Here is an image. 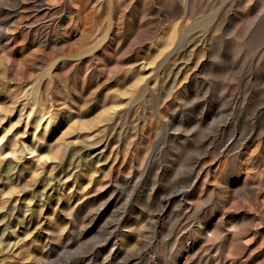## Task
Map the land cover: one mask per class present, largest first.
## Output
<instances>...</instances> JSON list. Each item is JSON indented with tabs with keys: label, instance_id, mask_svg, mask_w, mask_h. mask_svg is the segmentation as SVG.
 <instances>
[{
	"label": "rangeland",
	"instance_id": "1",
	"mask_svg": "<svg viewBox=\"0 0 264 264\" xmlns=\"http://www.w3.org/2000/svg\"><path fill=\"white\" fill-rule=\"evenodd\" d=\"M0 109L68 132L0 158V264H264V0H0Z\"/></svg>",
	"mask_w": 264,
	"mask_h": 264
},
{
	"label": "bare ground",
	"instance_id": "2",
	"mask_svg": "<svg viewBox=\"0 0 264 264\" xmlns=\"http://www.w3.org/2000/svg\"><path fill=\"white\" fill-rule=\"evenodd\" d=\"M115 107H116L115 104H111L110 106L108 105L107 109L104 108L105 112L103 115H107V114L109 115V113L113 112ZM2 110L3 109H0L1 112H2ZM100 116L101 115L96 117V119L93 118L94 119L93 121H90V122H93L94 124L93 123L91 124L90 122H87V121L86 122L81 121L82 124H80V127L83 129H86V127L88 125L90 127V124L92 125V127L95 126L97 123H100L101 121L104 120L103 118L105 116L101 117L103 120L100 118ZM5 118L6 117H4V116L0 117V124L2 123V121ZM42 118L43 117H36V118H34V120H36V122H39ZM34 120H33V122H34ZM49 121L50 120H48V122ZM48 122L46 124L44 131L42 132L43 134L40 136L35 135V131L39 127V124H37V125L32 124V125H34V128H33L34 131L31 134L32 142L29 145L23 144L22 146L20 145L19 140L16 139V132H11L13 125H9V126L0 125V130H1V132H0V158L18 157V155H20L24 151L23 149H25L27 154L31 155L37 162L36 168L27 167L25 169L26 170L25 172L27 174L31 173V180L32 181H36L38 176L42 172V170L46 166L47 167L52 166L51 163L54 162L55 160L58 162L59 165H61V164L68 165V160L64 161L65 145H66V144H64V140H65V134L68 135V132L65 134H61L59 137H57L54 140L53 144H50L46 140V138L48 139V137L50 136V133H48V131L46 129L48 126ZM25 127H26V123H25ZM76 127H77V124H76V126L73 125L72 128L70 127L71 133L75 131ZM80 127H78V128H80ZM77 131H79V130H77ZM22 142H21V144H22ZM5 183H6V185H4L3 187H0V197H2V198L5 196H12V195L18 193L20 190H22V189L17 190L16 187H14L10 184L9 180H7ZM45 183H46V186L49 185V183H47L46 181H45Z\"/></svg>",
	"mask_w": 264,
	"mask_h": 264
}]
</instances>
